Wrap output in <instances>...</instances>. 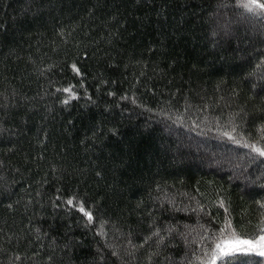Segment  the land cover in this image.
I'll list each match as a JSON object with an SVG mask.
<instances>
[{
    "label": "trees",
    "instance_id": "1",
    "mask_svg": "<svg viewBox=\"0 0 264 264\" xmlns=\"http://www.w3.org/2000/svg\"><path fill=\"white\" fill-rule=\"evenodd\" d=\"M245 3L0 0V264H264Z\"/></svg>",
    "mask_w": 264,
    "mask_h": 264
},
{
    "label": "snow or ice",
    "instance_id": "2",
    "mask_svg": "<svg viewBox=\"0 0 264 264\" xmlns=\"http://www.w3.org/2000/svg\"><path fill=\"white\" fill-rule=\"evenodd\" d=\"M248 11L255 12L259 10L261 13H264V3L261 2V0H247V3L243 5ZM75 68V66H73ZM78 71V69H77ZM65 91H71V89H65ZM67 103V101H65ZM254 151L259 153V155L264 156V149L261 148H254ZM69 203H72V201H69ZM81 212L84 213L85 216L89 220L92 219V215L90 212L85 211L84 207L81 205L80 209ZM225 244V247L221 246V243H217L215 245V249L218 250V254L223 257H228L232 253L236 251H258V254L260 256H264V236H260L258 241H252V240H235V241H225L223 242ZM231 244V247H228V245ZM244 246V247H241ZM217 253H213L215 256Z\"/></svg>",
    "mask_w": 264,
    "mask_h": 264
},
{
    "label": "rangeland",
    "instance_id": "3",
    "mask_svg": "<svg viewBox=\"0 0 264 264\" xmlns=\"http://www.w3.org/2000/svg\"><path fill=\"white\" fill-rule=\"evenodd\" d=\"M238 157H239V156H236V157L233 158L234 161H232V164H234V166H235V165H240V164H241L240 161L238 160ZM262 236H264V234H263ZM259 238H260V237H259ZM259 238H257V239L254 240V241H258ZM235 240H243V239L234 238V239H232V240H228V242L235 241ZM231 246H232L231 244L228 245V247H231ZM241 247H244V246H241ZM256 252H258V251H256Z\"/></svg>",
    "mask_w": 264,
    "mask_h": 264
}]
</instances>
